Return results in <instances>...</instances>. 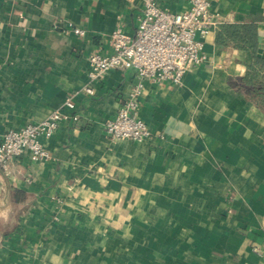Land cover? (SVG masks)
<instances>
[{"label": "crops", "instance_id": "crops-1", "mask_svg": "<svg viewBox=\"0 0 264 264\" xmlns=\"http://www.w3.org/2000/svg\"><path fill=\"white\" fill-rule=\"evenodd\" d=\"M211 9L208 59L180 83L112 68L88 94L90 54L111 52L118 26L134 33L144 0H0V133L70 112L67 96L80 115L43 139L51 158L0 168V264H264V111L232 85L250 53L215 42L221 23L258 16L264 56V0ZM140 83L131 113L152 136L109 137Z\"/></svg>", "mask_w": 264, "mask_h": 264}, {"label": "built area", "instance_id": "built-area-1", "mask_svg": "<svg viewBox=\"0 0 264 264\" xmlns=\"http://www.w3.org/2000/svg\"><path fill=\"white\" fill-rule=\"evenodd\" d=\"M213 1L187 0L183 11L171 12L160 7L156 0H144V10L135 32L130 33L118 26L111 34L112 51L90 54L89 83L85 91L92 94V82L112 68H134L140 77L153 82L180 83L186 71L208 59L205 38L219 24L217 14L211 9ZM74 31L85 33L77 27ZM141 86L140 83L132 90L127 103L106 122L109 137L142 141L152 136L147 123L131 113L139 109ZM63 105L70 112L55 109L41 121L0 133V168H6L11 160L24 152H28L32 160L51 158L43 139L55 134L60 121H78L80 118L75 112L73 96H67Z\"/></svg>", "mask_w": 264, "mask_h": 264}, {"label": "trees", "instance_id": "trees-1", "mask_svg": "<svg viewBox=\"0 0 264 264\" xmlns=\"http://www.w3.org/2000/svg\"><path fill=\"white\" fill-rule=\"evenodd\" d=\"M258 16L250 20L234 23H221L218 26L215 42L221 46H232L248 51L251 55L245 74L232 85L237 92L264 111V56L258 54Z\"/></svg>", "mask_w": 264, "mask_h": 264}]
</instances>
